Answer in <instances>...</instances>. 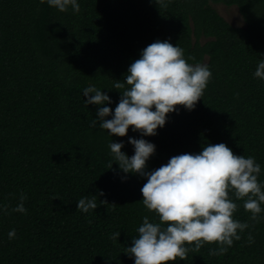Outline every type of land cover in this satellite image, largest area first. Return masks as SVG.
Instances as JSON below:
<instances>
[{
    "label": "trees",
    "instance_id": "1",
    "mask_svg": "<svg viewBox=\"0 0 264 264\" xmlns=\"http://www.w3.org/2000/svg\"><path fill=\"white\" fill-rule=\"evenodd\" d=\"M78 2L74 13L40 0H0V204L9 209L0 214V264H134L124 251L143 217L157 218L141 201L147 178L123 173L108 144L124 141L131 156L128 137L141 134L130 126L111 137L90 127L98 106L85 104L83 88H101L114 110L123 89L113 85L158 39L195 57L188 63H207L212 77L193 110L177 106L144 137L156 145L147 170L223 142L255 157L264 180V80L252 75L264 59V0H171L166 8L156 0ZM216 4L237 6L245 25L230 23ZM21 193L26 213L11 211ZM84 196H95V210L77 209ZM235 202L234 219L250 227L224 255H211L217 244L206 243L168 264H264V218L252 221L244 201Z\"/></svg>",
    "mask_w": 264,
    "mask_h": 264
},
{
    "label": "clouds",
    "instance_id": "2",
    "mask_svg": "<svg viewBox=\"0 0 264 264\" xmlns=\"http://www.w3.org/2000/svg\"><path fill=\"white\" fill-rule=\"evenodd\" d=\"M171 0H156L166 8ZM61 12L71 8L80 11L78 0H40ZM195 57H185L184 49L168 40H156L140 52L132 62L123 83L113 88L120 91L119 102L114 110L109 107L111 97L101 88L90 84L83 88L85 104L97 107L96 118L90 127L97 124L112 137H124L131 131L139 132L140 138L128 137L134 154L129 156L121 149L124 141L109 142L108 147L123 173L146 177L140 189L142 204L157 219L145 215L136 229L138 236L132 238L130 247L124 251L134 257V264H168L186 260L191 249L199 250L206 243H216L211 255H224L240 233L250 227L248 222L234 219L238 205L243 200L250 219L259 222L264 218V180L255 157L235 154L225 143L203 146L199 153H182L172 156L166 164L147 170V162L155 153L156 145L144 137L154 136L164 127L168 114L178 112L177 106L193 110L207 88L212 72L207 63H188ZM253 77L264 80V59L258 61ZM127 85V86H126ZM111 117V118H108ZM112 162V164H113ZM112 164L109 168L112 167ZM126 179V176L121 177ZM27 196L21 193L19 202L11 209L26 213L24 202ZM95 196H84L77 201V209L83 213L97 208ZM9 211L0 204V214ZM16 230L8 232L15 238ZM120 232L112 233L116 241ZM249 243L254 237L249 233Z\"/></svg>",
    "mask_w": 264,
    "mask_h": 264
},
{
    "label": "rangeland",
    "instance_id": "3",
    "mask_svg": "<svg viewBox=\"0 0 264 264\" xmlns=\"http://www.w3.org/2000/svg\"><path fill=\"white\" fill-rule=\"evenodd\" d=\"M215 8L222 14L228 21L234 25L244 26L245 21L237 6L227 7L223 4H216Z\"/></svg>",
    "mask_w": 264,
    "mask_h": 264
},
{
    "label": "flooded vegetation",
    "instance_id": "4",
    "mask_svg": "<svg viewBox=\"0 0 264 264\" xmlns=\"http://www.w3.org/2000/svg\"><path fill=\"white\" fill-rule=\"evenodd\" d=\"M222 15V14H221ZM223 16V15H222ZM225 18V17H224ZM226 19V18H225ZM230 22V21H229ZM231 23V22H230ZM233 24V23H232ZM234 25V24H233ZM236 26H238V25H236Z\"/></svg>",
    "mask_w": 264,
    "mask_h": 264
}]
</instances>
